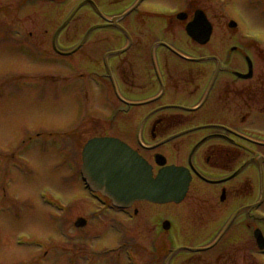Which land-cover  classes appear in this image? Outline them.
<instances>
[{
    "label": "flooded vegetation",
    "instance_id": "1",
    "mask_svg": "<svg viewBox=\"0 0 264 264\" xmlns=\"http://www.w3.org/2000/svg\"><path fill=\"white\" fill-rule=\"evenodd\" d=\"M14 5L47 14L39 24L55 34L28 30L23 36L26 28L4 25L17 37L0 45L34 56L54 50L60 58L46 63L63 68L47 76L80 88L90 108L113 106L125 122L124 132L110 133L117 123L107 131L91 117L87 138L125 140L154 173L171 165L189 171L181 201L135 202L129 209L138 216V205L150 206L155 232L167 240L159 255L151 254L152 264H259L254 235L264 236V37L251 31L239 37L241 26L230 28L224 16L216 20V0H12L7 6ZM202 14L210 25L203 44L187 30L201 26ZM56 28L86 31L58 37ZM77 50L87 55L67 58ZM134 134L135 145L128 141ZM156 155L166 165H158ZM197 248L207 249L191 250Z\"/></svg>",
    "mask_w": 264,
    "mask_h": 264
},
{
    "label": "rangeland",
    "instance_id": "2",
    "mask_svg": "<svg viewBox=\"0 0 264 264\" xmlns=\"http://www.w3.org/2000/svg\"><path fill=\"white\" fill-rule=\"evenodd\" d=\"M10 2L0 0V41L5 37L10 44L11 38L17 37L11 29L4 31V25L26 28L23 36H29L28 30L34 35L47 34L39 24L47 19V14L7 6ZM216 2V20L222 16L226 23L237 20L242 29L236 30L237 36L251 31L264 37V1ZM17 20L19 24L13 23ZM85 31L62 29L58 37H80ZM54 34L52 29L47 36ZM69 45L63 47L74 46ZM8 46L0 45V264H130L125 255L129 249L133 250L134 264H152L151 254L159 255L155 253L157 247L165 249L167 240L155 232L156 220L149 215L150 206H137L140 215L135 222L117 212L98 213L99 205L72 168L82 164V148L91 133L83 122H90L94 116L100 121L96 122L97 127L102 125L108 131L109 123H117L110 133L124 132L126 125L119 119L121 115L113 106L98 102L90 108L80 88L67 87L68 81L62 77L47 76L50 70L63 68L56 67V62L46 63L54 52L39 55L43 61L37 57L26 61V52L18 53ZM75 53L68 59L80 61L87 55L82 51ZM16 68L23 72L3 74L4 70ZM38 71L46 75L23 76ZM81 71L85 73L84 69ZM136 140L135 134L128 139L134 145ZM51 201L63 209L55 210ZM79 217L87 220L85 228L74 225ZM18 237L24 240L23 245L17 244ZM151 245L156 249L154 253ZM254 258L256 263L264 264L260 252Z\"/></svg>",
    "mask_w": 264,
    "mask_h": 264
},
{
    "label": "water",
    "instance_id": "3",
    "mask_svg": "<svg viewBox=\"0 0 264 264\" xmlns=\"http://www.w3.org/2000/svg\"><path fill=\"white\" fill-rule=\"evenodd\" d=\"M200 23H201V26L200 27H189L188 28V32L189 34L196 40L200 41L201 43H206L208 38H209V35H210V30L208 26L209 23L207 22V20L204 18L203 15H201V18H200ZM232 26H235L234 23H232ZM113 140H109V139H97V140H94L92 142H90V144L86 147L85 149V152H84V156H85V170H86V173H87V176H88V179L89 181L92 183V185L97 189V190H100L102 191L104 194H109V195H112L114 196L112 193H116L117 190L115 189H111L110 188H100L98 185H96V183L94 182L88 168H87V165L89 163V159H88V156L90 155V152L93 150V149H96L98 147H101V145L103 146L104 145H107V143H110L112 142ZM114 146V145H112ZM87 156V157H86ZM139 161V160H138ZM144 170H141L139 173H137V184L139 183L138 181L140 180H145L148 182L149 186L146 187V188H143L142 186H138L136 188H131L130 191L128 190H125V193L126 195H131L133 196L132 198L134 199H140V198H143V197H147V198H153V197H157L159 195H161V192L160 191H155V190H159V186H163V182H164V177L163 176H160L157 180V182H149L150 180L146 178V175L144 174L143 172ZM150 170L147 168V172H148V176L150 175ZM175 171H171V173H174ZM99 175H104L103 173H99ZM150 178V176H149ZM165 183V182H164ZM156 184V185H154ZM171 185L168 186V188H170ZM185 189L186 187H183L182 190H183V193H185ZM119 192V190H118ZM123 190L121 189L120 190V193L122 194ZM184 195V194H183ZM123 203H127L128 202H123ZM85 224V222L83 220H79L77 222V226H83ZM256 237H257V241H258V244L260 246L261 249H264V238L262 236V234L258 231L256 233Z\"/></svg>",
    "mask_w": 264,
    "mask_h": 264
},
{
    "label": "bare ground",
    "instance_id": "4",
    "mask_svg": "<svg viewBox=\"0 0 264 264\" xmlns=\"http://www.w3.org/2000/svg\"><path fill=\"white\" fill-rule=\"evenodd\" d=\"M136 220H138V218H136ZM136 220H135V221H136Z\"/></svg>",
    "mask_w": 264,
    "mask_h": 264
},
{
    "label": "snow or ice",
    "instance_id": "5",
    "mask_svg": "<svg viewBox=\"0 0 264 264\" xmlns=\"http://www.w3.org/2000/svg\"><path fill=\"white\" fill-rule=\"evenodd\" d=\"M258 39L261 38V37H257Z\"/></svg>",
    "mask_w": 264,
    "mask_h": 264
}]
</instances>
